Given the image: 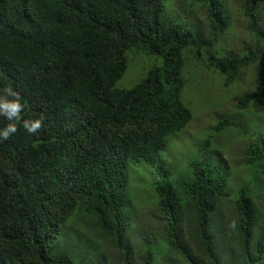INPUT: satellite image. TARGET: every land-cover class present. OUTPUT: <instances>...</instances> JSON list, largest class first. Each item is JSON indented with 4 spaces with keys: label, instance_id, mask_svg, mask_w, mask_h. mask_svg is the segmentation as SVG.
Segmentation results:
<instances>
[{
    "label": "trees",
    "instance_id": "trees-1",
    "mask_svg": "<svg viewBox=\"0 0 264 264\" xmlns=\"http://www.w3.org/2000/svg\"><path fill=\"white\" fill-rule=\"evenodd\" d=\"M178 1L0 0V132L16 127L0 136V264H264L252 198L264 203V126L220 118L202 158L154 185L156 237L129 213V167L164 170L169 139L192 121L187 62L229 83L252 73L236 109L264 112V0H243L250 42L233 49L219 45L232 27L223 0H185L202 21ZM133 59L143 79L119 88ZM17 104L9 119L3 106ZM228 128L249 135L244 182L208 154Z\"/></svg>",
    "mask_w": 264,
    "mask_h": 264
},
{
    "label": "rangeland",
    "instance_id": "rangeland-1",
    "mask_svg": "<svg viewBox=\"0 0 264 264\" xmlns=\"http://www.w3.org/2000/svg\"><path fill=\"white\" fill-rule=\"evenodd\" d=\"M223 2L232 22V27L219 45L225 49H227V46L233 49L235 44L243 46L244 43H249V23L242 12L243 0H223ZM174 7L176 8L175 3ZM183 7L192 10V13L194 12L193 14L202 21L203 13L200 7L190 8L189 2L179 0L178 8L182 9ZM139 56L137 55L136 59L145 61V58ZM132 58L130 57V60ZM136 59H133V64L131 63L132 65L128 68L125 76L118 83L119 88H133L143 79L134 80V75L136 76L139 70L136 67L138 64ZM156 64L158 62L150 61L145 66L147 72ZM182 76L186 80L182 101L191 110L193 118L182 132L169 139L167 150L163 153L166 167L164 170L159 171L157 167H152L145 162L129 167V185L132 191V195L129 194V196L131 200L136 201L133 204L134 206L129 209V213L133 219L136 217L137 222L140 223L137 227L142 226L141 232H147V235L152 237L157 236L153 203L154 185L167 176L170 178L175 175L179 176L187 170L186 163L193 158H202L201 145L211 135L213 127L220 118L232 119L234 117L239 119L246 128L250 129V134L251 131L258 132L264 126V112L257 114L252 109L244 111L236 109V104L255 86V78L252 73L243 71L240 82L229 83L217 71L208 70V68L191 60L185 64ZM233 129L228 128L220 134H213L212 141L215 147L210 148L208 154L212 155L213 159L222 157L224 159L222 165L229 170L228 172L233 171V176L238 174V180L244 182L247 178H245L243 168L242 152L250 139L248 138L249 135L246 136L242 133V130ZM218 148L220 151L217 152ZM168 170L172 174L165 175V171L168 172ZM252 198L256 206L264 204L258 194H252ZM135 233L138 232L135 231Z\"/></svg>",
    "mask_w": 264,
    "mask_h": 264
},
{
    "label": "clouds",
    "instance_id": "clouds-1",
    "mask_svg": "<svg viewBox=\"0 0 264 264\" xmlns=\"http://www.w3.org/2000/svg\"><path fill=\"white\" fill-rule=\"evenodd\" d=\"M6 110L5 114L8 116L9 119H12L13 117H18V114L20 112V106L17 104L15 107L12 108L11 111H7L8 105L3 106ZM24 127L27 129L28 132H35L40 127V122L36 121L35 123L29 124L26 122L24 124ZM16 132V127L14 125H9L6 129H4L2 132H0V136H2L3 139H7L10 134Z\"/></svg>",
    "mask_w": 264,
    "mask_h": 264
}]
</instances>
